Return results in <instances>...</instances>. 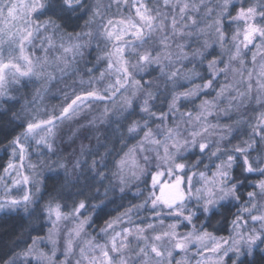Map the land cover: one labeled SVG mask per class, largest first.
<instances>
[{"label":"snow or ice","instance_id":"snow-or-ice-1","mask_svg":"<svg viewBox=\"0 0 264 264\" xmlns=\"http://www.w3.org/2000/svg\"><path fill=\"white\" fill-rule=\"evenodd\" d=\"M121 2L127 3L128 0H115L117 6ZM230 3L231 0H223L220 13L217 14L216 19L211 24L207 25L208 28L214 29L217 33L221 48H224L225 37L220 27V15L227 11ZM200 5H204V0H199V4L189 3V0H162V7L172 10V14L169 15L168 12L161 10L159 0H157L155 8H150L144 0H133L131 7L135 8V17L138 19L129 16L119 20L117 23L121 27L118 30H110V26L114 22L111 19L107 20V25L102 26V31L97 33L107 41L113 42L111 49H105L103 57H98L106 59L107 67L98 76L91 75L92 69H87L89 75L85 80L79 76L78 70L72 68V65L75 63L77 56H83L81 49L88 43H81L82 37L91 38L93 33L89 31L83 34L77 33L75 36L66 34L68 42H65L64 36H60L59 48L62 53L50 61L47 53L50 49L56 48V43L55 34L48 35L47 33L50 28L59 29V25L51 18L44 21L39 19L41 15H47L48 13L63 17L75 12L78 8L83 7L82 0H29L28 3L19 4L11 2V0L8 3L0 0V23L4 25L0 27V98L11 99L7 88L9 78L16 83H19L21 78L31 79L32 77L52 80L54 78L52 72L48 71L52 65L56 66L55 70L68 75L69 79L73 80L70 84L66 83L67 91L63 93V101L58 110L46 114V118H40L38 115L21 117L19 114H14L16 119L21 120V123L17 125L21 130L18 133L13 132L9 146L12 149V156L19 161V165L10 160L4 169L5 173H8L10 169L14 170L16 177H18L12 181L13 186L31 183V177L23 174L22 171L25 167L24 161L28 152L27 145L30 141H35L37 145L42 144L49 151H52L54 147L53 139L60 124L71 120L85 107L90 108L96 102L111 100L122 89L127 90V86L133 87L135 91H133L132 97L123 96L121 99L124 102V107H131L136 92L142 90L141 82L136 80L133 75L136 69L143 70L144 66L157 64L160 66L161 73L165 74L173 83H175L177 77L191 81L192 77L197 74L194 68L187 70L173 68L168 72L165 69L173 64L172 45L169 41L174 37L185 35L184 29L190 27L186 21L190 20L192 26L197 25V20L189 16L188 11L191 8L192 11L198 12ZM204 6L205 15L211 16L213 9ZM102 8L103 5L100 0H97V5L92 12L89 23L91 19L97 16H104ZM177 8L178 12L176 11ZM257 17H260L259 21H257ZM232 19L238 24H242V30H238L232 36L234 51L232 49L228 50V63L223 68L217 67V64L222 61L214 58L208 60V69L213 78L221 73L226 75L229 71L234 76L239 77L233 83L222 86L216 97L218 99L226 91L234 90L236 95L230 97L229 104L231 106L232 101H238L235 106L239 108L245 100L253 98L252 93L254 90L256 92L254 97L256 102L259 104L264 101V2L251 3L247 7H241ZM201 31H204V29H201ZM156 32L163 33V35L159 40L160 50L153 53L146 47L145 37H150ZM187 35H191V32H188ZM125 37H131L132 39L128 40ZM36 39L40 40L42 47L47 45L44 48L46 55L43 59L33 60L26 54V48L28 45L33 44ZM257 40H259V43H255ZM5 45H7V56L4 55ZM250 45L255 48L251 56L253 69L247 70L244 67L243 50L248 49ZM175 46L179 50L176 54V61L188 59L189 53L185 51V45L177 43ZM209 46L208 41H205L203 47L207 49ZM129 49L131 50L130 53L128 52ZM68 54L72 56L71 61L67 59ZM191 55L193 57L199 56L201 59L204 58V52L200 50L194 51ZM129 56H135V64L131 63ZM165 60H167V64L164 63ZM233 62H238L240 68H233L231 66ZM61 65L63 66L61 67ZM70 69L71 74L69 73ZM254 76L256 78L255 89L252 83ZM74 77L79 78L78 84L75 82ZM112 77H115V79L112 80ZM106 79L108 81L106 86L102 89L97 87L101 81ZM213 82L214 80L209 78L202 84H195L186 91L174 93L168 105L169 110L178 111V100L181 97H195L202 89L211 88ZM238 86H243V90ZM150 99H152V93L148 92L142 102L141 111L149 116H156L157 114L151 111ZM215 107L214 101L203 100L199 105L200 111L195 114L192 112L180 113L181 121L183 122L184 117H187V123L193 126L187 130V135L181 134L179 123L175 127L166 128L163 139L156 138V134L153 133L147 122L144 123L143 129H141L138 121H133L128 126L127 131L131 134H136L142 130L143 138L136 145L129 148L124 157L116 162L120 184L126 185L128 183L125 169L129 167V159H131L132 168H139L132 156L137 148L141 152H155L156 159L162 161L166 169L161 171V165H157V170L151 175L153 190L148 193L143 204L126 208L123 212L106 221L105 227L100 230L103 237H106L103 243L95 237L83 239V246H78L79 258L75 260V264H85V262L86 264H130L133 255L139 261V264H172L173 250L184 251L193 243L206 246L204 245L205 240L211 241L210 251L218 254L217 264H223L224 256H227L229 252H234L239 256L246 251L248 255H252L259 245L264 244V179L255 182L254 190L247 193L249 198L247 205L240 209V213H247V218L238 213L236 219L232 221L234 236L229 237L227 240L223 238L217 240L211 233L197 230L195 225H193V231L189 233L180 234L177 232L181 222L193 223L195 214L188 208L187 202L189 200L195 199L200 203L202 211L207 213L221 201L240 199L237 182H232L230 179L231 170L237 162L242 171L248 173L258 172L264 176V167H261L259 163V161L264 160V156L258 157L255 162L250 156V149L257 143L254 139L255 136H259V142L264 144V110L256 115L255 124L249 125L252 136L248 140L232 145L231 150L227 152L222 149L220 141H217L211 155L217 157L220 163L215 165V171L210 176L203 171L194 172L191 176L185 173L188 164L184 162L181 153L186 147L193 145L198 147L201 153H204L209 148V143L204 139L205 137L218 135L220 140H223L226 138V134L223 131L217 132L216 129L227 127L228 131H231V126L207 123V117L213 113ZM220 111H226V109H220ZM107 112L108 109L105 108V116ZM158 118L163 121L167 118V114L161 112ZM236 123L239 124L240 121H236ZM157 127L159 128L160 125ZM145 145L155 147L146 148ZM161 147L163 148V155L159 151ZM218 154L220 155L218 156ZM144 159L147 160L148 156H145ZM27 167L34 169L35 165L29 164ZM59 167L65 168V165L61 163ZM92 167H95V161H93ZM143 172L144 169L139 168V173L142 174ZM180 173H184V175H180ZM68 175L69 173L66 170L65 176ZM98 175L102 174L98 173ZM113 175H117V173H113ZM132 175L138 178L136 171H133ZM165 175L173 179L164 182L161 177ZM197 175L200 178V187L193 186V178ZM2 179L3 177H0V180ZM5 188L6 192H11V189L7 186ZM120 191L123 192L124 188L121 187ZM77 195L83 198L73 201L70 212L63 211L62 206L54 201H50L45 207L47 218L52 224L49 229V239L54 246L52 256L36 249L35 246L39 237L33 239L32 245L27 246L18 253V256L25 258L26 261L28 257L35 256L38 264H44L45 261H47V264H54L53 256H55V246L57 244L55 237L58 235L59 223L71 217L77 223L68 232V239L65 241L64 247L65 260L61 261V264H72L68 257L75 255L74 241L81 239L82 233L86 234L85 226L91 218L84 214L85 211L89 210L86 202L87 197L82 191L78 192ZM31 203L32 197L28 192H24L18 198L7 196L0 198V211L16 210L22 207L25 212H28V205ZM148 204L151 205L152 214L156 218L155 223L148 222L143 226L134 224L132 227H121L117 231V225L123 224L125 217L128 218V223L132 224L131 214L133 208L139 209ZM104 206V201L101 200L98 204L92 205V208L102 210ZM163 209H168L166 214L175 217L176 222L165 226L164 220L161 219ZM247 219H250L254 224H258L259 227L254 226L247 231H242L247 226ZM133 240L137 242L135 247L132 245ZM261 251H264V249H261ZM9 264H17L16 259L13 258ZM176 264H181V262L176 261Z\"/></svg>","mask_w":264,"mask_h":264},{"label":"trees","instance_id":"trees-1","mask_svg":"<svg viewBox=\"0 0 264 264\" xmlns=\"http://www.w3.org/2000/svg\"><path fill=\"white\" fill-rule=\"evenodd\" d=\"M251 0H242L241 6L247 7L251 4ZM83 7L78 8L75 12L69 13L63 17H58L48 13L47 15H41L39 19L41 21L51 18L59 25V29H49L48 35H54L56 48L48 51L47 56H60L62 50L59 48L61 43L59 37L64 36L65 42L67 41L66 34H75L86 32L90 18L92 17L93 9L89 7L90 3L86 0L82 3ZM91 6V5H90ZM237 5H234L231 9L235 12ZM234 14V13H233ZM93 21V19H91ZM96 40L89 46H85L81 49L83 56H77L72 68L78 70L79 74L84 77L87 76V69L95 65L97 60V48L94 46ZM200 44L201 39H198ZM37 42V39L34 41ZM40 42V40H39ZM198 43L195 45V41H191L188 46V53H193ZM28 53L31 55L36 53L38 55L39 49L29 45ZM47 46V45H44ZM209 50L204 53V58L199 56L193 60H187L182 65V70L195 69L197 73L191 79L185 80L179 77L175 78V83L168 79L166 76L160 74V69L153 65L151 66V72L144 78L151 82L152 87V99L149 101L151 111L155 112L156 116H149L147 113L141 111V103L134 101L132 106L128 110L121 112H113V109H109L107 115H101L97 122L88 117L91 121L87 122L86 126L76 131H71L65 128V132L62 129L59 130L57 135L58 140H53V150L49 151L45 146L35 147L37 144L35 141H30L27 145L28 151L30 149L33 152V161H40L44 164L45 172L41 177V189L38 197L32 204L28 205V212L18 210L13 213H6L0 215V264H6L16 255L18 252L24 250L28 246V241L34 236L41 235L44 231V226H38V222L41 220L40 212L45 205L54 201L62 206L63 211L70 212L72 209L73 201L83 197H79L78 192L82 191L87 197L88 211L92 215L91 224L94 225L97 230L105 227L106 221L112 217L123 212L126 208L133 207L134 205L142 204L146 194L137 196L133 191L120 192L117 185L116 175L117 173L116 162L124 157V154L128 152L129 148L135 145L142 132H138L135 135H131L127 129L133 121L147 122L152 129L163 121L158 117L161 112L167 114V118L171 121L174 113H187L192 112L195 114L199 111V105L203 100L213 101L217 98V92L222 87L221 81L213 82V85L200 96L196 98H187L178 100V111H170L169 103L172 100V96L176 92L186 91L193 87L195 84H202L205 80L212 78L209 74L208 60L221 59L226 60L221 53V48L217 45L209 46ZM31 50V53H30ZM7 52V45H5L4 54ZM203 52V51H202ZM190 56V55H189ZM222 56V57H221ZM43 59V57H41ZM69 61L72 60L71 54L67 56ZM106 63V59L103 60ZM52 68V69H50ZM50 69V70H49ZM49 71L52 72L53 79H37L36 77L21 78L19 83L10 81L7 84L8 92L11 99L0 98V176L3 174L4 169L7 167L8 162L11 160V147L9 141L12 138V134L15 131L18 133L21 129L17 127L21 123L20 119H16L14 114H19L21 117L38 115L40 118H46V114L52 113L54 110H58L60 104L63 101V93L67 91L66 83H71L68 75H64L58 70L49 67ZM71 74V70H69ZM83 78V77H82ZM75 79V78H74ZM65 80V83L63 84ZM177 81V82H176ZM184 81V82H183ZM187 81V82H186ZM188 83V84H184ZM106 108V107H105ZM103 109V108H102ZM108 109V107H107ZM101 110V108H97ZM102 111V110H101ZM250 106L242 107V110L238 112V119L230 118L232 122V132L229 137L222 143L223 150L225 152L230 151L232 145L240 144L245 140H248L252 134L249 125L255 124L256 113ZM110 112V113H109ZM104 117L100 122V119ZM236 117V116H235ZM11 121V123H9ZM236 121H240L239 124ZM110 128L117 129V131L111 135L110 139L105 140L107 144L106 150H101L103 153V159H101V152H96L94 145L97 143V136L103 132H107ZM70 133L72 139L69 141L70 149L67 145H64V139ZM257 141L256 149L260 152V157L264 156V144L259 142V136H255ZM63 141V142H62ZM34 144V149H33ZM79 145H81L79 147ZM74 150V153H73ZM39 152V156H38ZM29 153V152H28ZM220 154H218L219 156ZM207 154L201 153L199 149H195L185 156L186 163L188 165H197L199 167L209 163H214L220 160L211 156L209 160H206ZM77 158L81 161V168L88 169L84 176L72 179L74 170L68 168L66 162H76ZM95 161L94 169L91 167L92 162ZM199 162V163H197ZM63 163L65 168H60L59 165ZM69 175L65 176V171ZM98 173L102 175H98ZM248 173L242 171L239 163L237 162L231 170L232 182H237L239 200L227 199L219 203L216 207L208 213H204L201 209L198 210V216L196 223H201V229L211 233L214 236L221 237L227 236L230 232L231 223L238 213L240 206L245 200L248 199L247 193L254 190V183L259 181L263 176L261 174ZM59 177V181L57 180ZM86 177V178H85ZM147 186V180H146ZM101 200L104 201L105 206L103 209H93L92 205L98 204ZM134 209V208H133ZM40 228L41 230H38ZM27 235V242L22 246L20 241ZM30 237V238H29ZM259 250H256L251 256L244 257L241 260H249L252 258L253 264L260 260ZM240 264V262H239Z\"/></svg>","mask_w":264,"mask_h":264},{"label":"rangeland","instance_id":"rangeland-1","mask_svg":"<svg viewBox=\"0 0 264 264\" xmlns=\"http://www.w3.org/2000/svg\"><path fill=\"white\" fill-rule=\"evenodd\" d=\"M87 1L91 5V6L89 5V7H91L94 10L95 6L97 5V0H87ZM4 2L8 3L9 0H4ZM11 2H15V3L19 4V3H28L29 0H11ZM83 2H84V0H82V3ZM132 2H133V0H128L127 3L121 2L119 4V6H117V4L115 3V0H100V3L103 5L102 11L104 13V16L103 17H100V16L95 17L93 19V21H91L92 24H89V26H86L88 28V30H86V32L91 31L93 33V36L91 38L87 37V36H83L82 40L80 41L81 43L88 42L87 45L89 46L90 44H93L92 42H94V40H96L94 43V46L97 48L98 56H97V60L95 62V65L91 66L89 68V69H92L91 75L98 76L100 72H102L106 69L107 61L105 63V61H103L105 59L98 58V57H103L105 49L110 50L112 47V43H113V42L107 41L103 36L98 35L97 33L99 31H102V26L107 25L108 19H111L114 22L113 25L110 26V30H118L121 26L117 22L121 19L127 18L129 16H131L135 19H138L135 17V8L131 7ZM144 2L147 3L150 8H155L157 5V0H144ZM241 2H242V0H231V3L229 4L227 11L223 12V14L220 15V19H221L220 27H221V30L224 32V37H225L224 48H221L220 41L218 40L217 33L214 31V29H210L207 27L208 24H211L212 21L214 19H216L217 14L220 13V6L222 5L223 0H204V5L213 9L211 16L205 15V6L204 5H200V10L198 12L192 11V9L190 8L188 11V15L197 20V25L192 26L190 20L186 21V23L188 25H190V27L184 29L185 35L174 37L172 40L169 41L172 45L171 51L173 53V57H172L173 64L171 67L166 68L165 71L166 72L171 71L173 68H182V65L185 61L193 60L194 58H196V57H193L191 55L192 53H189L190 56L188 57V59L177 62L176 61V54L178 53L179 50L176 48L175 45L177 43H183L185 45V51L188 52L187 49H188V46L190 45L191 41L194 40L195 45H196V43L199 42L198 39H201V41H200V44L198 43L199 46H197L196 47L197 49H195L194 51L200 50V51H203L204 53H206L207 52L206 50H209L210 48L208 47L207 49H205L203 47L205 41H208L210 46L217 45L218 47L221 48L220 53L224 58H226V60L218 59L219 61H222V62L218 63L217 67L223 68L225 66V64L228 63V50L232 49L234 51V48H233L234 41L232 40V36L238 30H242V24H238L237 22L233 21V19H232V17L236 16L237 12L242 7L240 5ZM251 2L252 3L264 2V0H251ZM159 3L161 5L162 11L168 12L169 15L172 14V10L170 8L165 9L162 7V0H159ZM189 3L199 4V0H189ZM234 5H237L238 8H236L235 12H232V14H231V9ZM176 11L178 12V8L176 9ZM5 15H6V12H5ZM259 20H260V17H257V21H259ZM3 26H4L3 23H0V27H3ZM201 29H204V31H201ZM188 32H191V35H187ZM83 33H85V32H82L80 34H83ZM162 35H163V33L156 32V33L152 34L150 37L149 36L145 37V40L147 41L146 47H148L151 51H153V53L160 50L161 46L159 44V40H160V37ZM125 39L131 40L132 38L131 37H125ZM241 39H242V36H241ZM34 43H35V47L39 49L38 55H36V53H34V52L32 54L31 50H30L31 55L28 53L29 47H30L29 45L26 48V54L29 55L30 58H32L33 60L42 59L41 57H44L46 55L44 48L47 46L42 47L40 42H39V39H37V42H34ZM136 43L138 44L139 42H136ZM255 43H259V40L255 41ZM33 44H31V46H33ZM130 51L131 50L129 49L128 52L130 53ZM253 51H255V48L251 45L249 46L248 49L243 50L244 60H245V66L244 67L247 70L253 69L252 60H251V56H252ZM4 55L7 56L8 51ZM54 57H56V55L53 57L48 56V59L51 61ZM129 58H130L131 63H133V64L136 63L135 56H129ZM258 61H259V57H258ZM164 63L167 64L168 63L167 60H165ZM153 65H156L160 69L159 65L150 64V65L144 66L143 70H140L138 68L134 71V73H133L134 78L141 82L142 90L136 92V95L133 97L132 104L134 103V101H139L142 105L143 100L146 98V94L148 92H151V90H152V87H150L151 82L144 79V78L151 72V68H152L151 66H153ZM62 66L63 65H61V67ZM231 66L233 68H240V65L238 62H233ZM52 67H53V69H55L56 66L52 65ZM50 69H52V68H50ZM160 74H162L161 70H160ZM209 74H211L210 71H209ZM88 75H89L88 72H87L86 77H84L82 74H79V76L83 77L85 80H87ZM162 76L164 77L166 75L162 74ZM74 78H75V82L78 84L79 78H77V77H74ZM111 79L114 80L115 77H112ZM235 79H239V77L234 76V74L231 71H229L226 75L224 73H221L218 76L213 78L214 82L215 81H221V83L223 84L222 86L233 83ZM255 79L256 78L254 76L253 81H252V83L254 85V89H255ZM180 80L181 79L179 78V81ZM10 81H11V78H9V82ZM70 82L72 83L73 80ZM107 82H108L107 79L105 81H101L97 85V87H100L102 89L104 86H106ZM64 83H65V80H64L63 84ZM184 84H188V83H184ZM238 87H240V89L243 90V86H238ZM133 91H135V89L133 87L127 86V90L122 89L120 92H118L116 94L115 97H112L111 100L96 102L90 108L85 107L83 109V111L79 112L71 120L65 121L63 124L59 125L58 129L56 130V136L54 137L53 140H55V139L58 140L57 135L59 133V130L62 129L63 132H65V128L68 127V125H69V127L67 128V132H68V130L76 131V130L81 129L83 126H86L87 122L91 121L92 119H93V121H91V122H97L96 120L98 118H100L101 115H104L105 107L106 108L108 107V110L113 109L112 110L113 112H116V111H118V112L122 111L123 112L124 110H128L130 107H124V102L121 99V97H123V96L132 97ZM205 91H207V90H205ZM205 91H204V89H202L201 92L197 95V97L200 96L201 94H203ZM235 95H236V92L234 90L230 89V90L226 91L223 96L219 97L216 100L214 99L213 101H214L216 107H215L213 113L207 117V123L216 124L219 126H231L232 122H230V118L232 117L235 120L238 119V115H239L238 112H240L242 110V107L247 106V105L250 106L254 110L253 112L256 114H258L260 111L264 110V101H262L261 103L258 104L254 98L256 95L255 90L252 93L253 98L245 100L243 105L240 106L239 108H237L235 106L236 104H238V101H232L231 106L229 104L230 97L235 96ZM191 98H196V96L191 97ZM191 98H189V99H191ZM181 99L185 100L187 98L181 97ZM97 108H101L102 111L101 110L98 111ZM220 109H226V111H220ZM199 111H200V109H199ZM88 117H90L92 119L89 120ZM232 118H231V120H232ZM103 119H104V117L102 116V118L100 119V122H103L102 121ZM172 120H173V122H172V124H170L171 121L168 118H166L161 124H159L160 125L159 128L157 126L154 127L153 129L151 128L153 133L156 134V138L163 139L166 128L175 127L177 123H179V130H180L182 135H187V130L190 129L191 127H193L192 125H189L187 123V117H184V120L182 122L181 116L179 113H174ZM144 123L145 122H142V123L140 122L141 129L144 128ZM144 130H146V129H144ZM216 131L217 132L223 131L226 134V138L223 140H220V137L218 135L207 136L208 139L211 141V143L209 144V148L204 152L207 154L206 160H209V158L211 157L210 153L215 149L216 143L218 140L220 141V145L223 149L222 143L229 137L228 135L232 132V128H231V131H228L227 127H218L216 129ZM138 132H142V135L139 139V141H140L143 138V131L141 130ZM131 135H135V134H131ZM251 136H252V134H251ZM71 139H72V135H70V133L64 139V145H67V147L69 149L71 148L70 144H69V141ZM43 146L44 145L41 144V147H43ZM80 146L81 145H79V147ZM256 146H257V144H255L254 147L252 149H250V156L254 162L257 160L258 157H260V152L258 151V149L255 150ZM32 147L34 149V144ZM35 147H40V145H37ZM145 147L151 148V147H155V146L145 145ZM159 151H160V154L163 155V148L162 147L159 149ZM28 152H27V158L24 161L25 167L22 171H23V174H27L31 177V183L28 185L13 186L12 181L14 179L18 178V177H16L14 170L10 169L8 173L3 172V174L0 176V177H3V179L0 180V198H4L7 196L18 198L19 196L23 195L24 192H28L32 197V203H33L34 200L38 197V195L40 193V189H41V177H42V174H44V172H45L44 164H42V162H40V161H33L32 158H30V157L34 156L33 155L34 150L30 149V151H28ZM190 152H192V151H190ZM190 152H188L186 155L182 156L184 162H186V160L184 159L185 156H187ZM39 155L40 154L38 152V156ZM132 156L135 158L139 168L144 169V172L141 174V173H139V168H132L131 167V159H129V161H128L129 167L125 169V175H126V178L128 180V183L126 185L120 184L119 179H118L119 172H118V168L116 166V168H117V171H116L117 172V175H116L117 185L119 186L118 187L119 190L121 189V187L124 188L123 192L132 190L133 193L136 194L137 196H141V194L147 193L146 197L143 199V200H145L148 196V193L153 190L152 184H151V175L157 170L156 153L153 151L141 152L139 150V148H137L136 151L132 154ZM145 156L151 157V159H152L151 165L145 164V161H144ZM11 160L14 163H16L17 165H19V161L15 160V158L12 156V151H11ZM218 163H220V161L214 163V165H211L209 163H205V165L199 167V169L196 167L197 165H195V167H193L192 165H188V167L185 169V173H187V175L191 176L194 172L198 173L200 171H203L207 175L210 176L211 173L213 171H215V165ZM29 164L35 165V168L33 169V168L27 167ZM65 164L68 166L69 169L72 168V166H73V162H71V160H69V162H66ZM160 165H161L160 170L164 171L166 169V166L163 165L162 163H160ZM262 167H264V165H262ZM133 171L137 172L138 178L133 177V175H132ZM255 174H260V173L256 172ZM180 175H184V173H180ZM172 179H173L172 177H168L167 175L161 177V180L164 182H168ZM261 179H264V176ZM146 180H147V186H146ZM5 186H7L9 189H11V192H6ZM193 186L194 187H200L201 186L200 178L198 175L193 178ZM22 189H23V191H22ZM248 199L245 200V202L241 204L240 209L247 205ZM221 202H223V201H221ZM46 205H45V207H46ZM187 205H188V208H190L192 211L195 212V215L193 217V223L192 224L187 223V221H183L179 224V226L177 228V232L180 234H186V233L193 231V225H195V228L197 230H202L201 229L202 224L196 223V218L198 216V210L201 209V208H199V207H201L200 203H198L195 199H191L187 202ZM45 207L40 212L41 220H40V222H38V226H39V224L44 226V231L41 235L34 236V238H31V240L28 241L27 244H28V246H31L32 240L39 237V239L37 240V244L35 246L36 249L39 251H43L48 256H52V251H53L54 246L49 239V229L52 227V224H51V221H49L47 218V213L45 211ZM240 209H239L238 213L245 216V218H247V213H240ZM18 210L24 211L23 208L21 207V208L16 209V210L0 211V215L6 214V213H13V212L18 211ZM152 212H153V210L151 209L150 204L145 205L144 207L139 208V209L134 208L133 212L131 214L132 224H129L128 218L125 217L123 224L117 225V231H119L121 227H132L134 224H140L143 226L148 222L155 223L156 218L153 216ZM167 212H168V209H163V213L161 216V219H163L165 222V226L169 223L176 222V218L173 216L167 215L166 214ZM84 214L86 216H90L92 218L90 211H85ZM237 214H236V216H237ZM236 216L234 217V219H236ZM91 218H90L88 224L85 226V233L86 234L82 233V238L74 241L75 255H71L68 257V259L72 261V264H75V260L79 258V247L78 246H83V239H90V238L95 237L101 243H103L106 239V237H103V234L101 233V231L100 230L98 231L97 228L91 224ZM81 219H83V217H81ZM76 223H77V221L73 220L71 217H69L68 220L61 221L59 223L58 235L55 237V239L57 240V244L55 246L56 247L55 256H53L54 264H61V261L65 260V255H64L65 241L68 239L69 230L74 228ZM254 226L259 227L258 224H254L250 219H247V226H246V228L242 229V231H247L248 229H250ZM233 229H234V226H233V223H231L229 235L221 236V237H217L214 235L213 236L216 237L217 240H221L222 238L224 240H227L229 237L235 235ZM38 230H41V229L38 228ZM202 231H204V230H202ZM27 240H29V239H27V235H26L20 241L21 242L20 244L22 246H24V244L27 242ZM136 243L137 242L135 240L132 241L133 247H135ZM204 245H206V246H201L198 243H193V244H190L188 246V248L184 251H181L179 249L173 250V256L171 258L172 264H176V261H180L181 264H217L218 254L212 253L210 251L211 241L205 240ZM261 249H264V244L259 245V247L256 248L254 250V252L256 250L261 251ZM20 252H18V253H20ZM17 254L13 256V258L16 259L17 264H38L37 258L35 256L28 257L27 261H26L25 258L20 257ZM248 256L249 255L246 253V251L243 253V255H239V256H237L234 252H229L227 256H224L223 264H239L241 259H243L244 257H248ZM13 258H11V260ZM9 262H7L6 264H9ZM44 264H47V261H45ZM85 264H86V262H85ZM130 264H139V261L136 259V257L134 255L132 256V260L130 261Z\"/></svg>","mask_w":264,"mask_h":264},{"label":"clouds","instance_id":"clouds-1","mask_svg":"<svg viewBox=\"0 0 264 264\" xmlns=\"http://www.w3.org/2000/svg\"><path fill=\"white\" fill-rule=\"evenodd\" d=\"M117 131V129L114 128H110L107 132H103L101 133L99 136H97V143L96 145H94V149L96 152H101V150H106L107 149V144L105 143V140L110 139L111 135L114 134ZM209 144L211 143V141L208 139V137L204 138ZM198 147L193 146V145H189L188 147L185 148V150L181 153L182 156L186 155L188 152L193 151L195 149H197ZM74 153V150H73ZM211 155V153H210ZM212 156V155H211ZM101 159H103V153L101 152ZM145 164L146 165H151L152 164V159L150 156H148V159L145 160ZM78 162V163H77ZM93 163V162H92ZM157 165L162 163V161H156ZM261 167L262 165H264V160L259 161ZM194 167V165H192ZM92 167V165H91ZM94 169V167H92ZM72 169L74 170V175L72 176V179L75 180L77 177L80 176H84L85 173L88 171V169L81 168V161L79 160V158H77L76 162L73 164ZM86 178V177H85ZM59 177H57V180L59 181ZM231 179V176H230ZM193 213L195 214V212L193 211ZM208 213V212H207ZM260 256V260L258 262H255V264H264V251H260L259 253ZM243 255V254H241ZM251 256V255H249ZM240 264H253L252 262V258L245 261V260H241Z\"/></svg>","mask_w":264,"mask_h":264}]
</instances>
